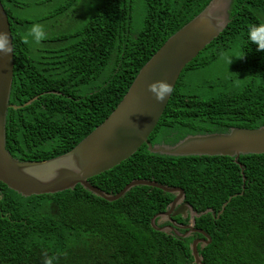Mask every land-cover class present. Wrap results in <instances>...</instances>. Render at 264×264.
Instances as JSON below:
<instances>
[{
  "label": "trees",
  "instance_id": "16d2710c",
  "mask_svg": "<svg viewBox=\"0 0 264 264\" xmlns=\"http://www.w3.org/2000/svg\"><path fill=\"white\" fill-rule=\"evenodd\" d=\"M209 1L37 0L54 4L30 21L11 10L18 2L1 0L14 47L9 103L20 105L7 109V150L31 161L72 149L111 113L165 40ZM229 17L182 70L148 136L152 144L264 125V51L249 39L254 25H264V0H232ZM34 23H45L46 33L36 44L26 39ZM231 49L246 53L232 66L237 84L225 77L229 86L210 81L199 92L200 85L182 79L185 70H202ZM135 178L181 187L196 212L213 209L215 215L195 220L211 238L198 245L204 264H264V153L240 154L236 161L228 155L171 156L150 152L143 143L88 180L114 194ZM172 196L138 185L108 201L77 184L25 197L0 181V264H44L46 257L53 264H195L191 237L151 225Z\"/></svg>",
  "mask_w": 264,
  "mask_h": 264
},
{
  "label": "water",
  "instance_id": "95a60500",
  "mask_svg": "<svg viewBox=\"0 0 264 264\" xmlns=\"http://www.w3.org/2000/svg\"><path fill=\"white\" fill-rule=\"evenodd\" d=\"M232 0H210L191 20L170 35L150 59L140 68L129 89L111 113L88 135L69 151L45 160L23 161L14 157L6 148V113L9 107L20 105L9 103L14 71V47L10 22L0 0V32L8 36L11 52L0 53V181L17 193L32 195L56 193L73 189L77 184L108 201L123 196L132 187L146 185L176 194L173 203L185 198L181 187L160 184L157 181L135 178L120 191L112 194L91 184L89 178L113 168L129 158L146 143L150 152L171 156L228 155L236 161L240 154L264 153V125L256 128L232 127L228 132L188 134L174 144L148 141V136L157 125L171 97L176 82L184 67L200 51L214 40L230 21L229 10ZM167 82L171 92L159 101L149 91V85ZM31 100L25 102L27 105ZM231 198V197H230ZM229 198V199H230ZM227 202H225L219 215ZM184 210L190 211V222L184 226V237L191 231L203 234L190 244L195 264H204L198 251L211 241L202 229L194 227L195 217L215 212L207 208L200 212L184 202ZM151 218V225L158 231L168 233Z\"/></svg>",
  "mask_w": 264,
  "mask_h": 264
},
{
  "label": "rangeland",
  "instance_id": "374dc122",
  "mask_svg": "<svg viewBox=\"0 0 264 264\" xmlns=\"http://www.w3.org/2000/svg\"><path fill=\"white\" fill-rule=\"evenodd\" d=\"M15 1L18 2V5L12 3L13 5H10L11 10H13L15 15L18 16L19 18H23V19L27 18V20H30V21L34 19L36 16H41L49 12V9H51L54 4L52 2H48L47 5L43 6V5H37L36 3L37 0H15ZM75 17H78V15L75 14L74 18ZM36 24H39V23L31 24V26L28 28L30 29L33 25H36ZM46 24L50 26L51 21H49ZM39 25H42L44 27L45 23L39 24ZM74 25H75V19L71 23H69L66 27L71 28ZM226 52H230L235 55H238V52L235 49H231ZM237 60L238 58H233V61L228 65L227 62L221 59V56H220L215 61L210 63L208 66L203 68L202 70L201 69L198 71H190V70L186 71L185 70L184 71L185 75L183 72L182 79L184 78V79H187L188 81H191V83H194V84L196 83L200 85L199 89L200 88L201 89L200 90L198 89L199 92H202L203 87L205 88L206 82L210 83V81H216V84H214V86L219 87V88L224 87L226 85L229 86V84L226 83L227 81H225V77L229 80H232L234 84H237V82L234 80V75L232 72V66Z\"/></svg>",
  "mask_w": 264,
  "mask_h": 264
},
{
  "label": "clouds",
  "instance_id": "9594fccd",
  "mask_svg": "<svg viewBox=\"0 0 264 264\" xmlns=\"http://www.w3.org/2000/svg\"><path fill=\"white\" fill-rule=\"evenodd\" d=\"M250 42L256 44L257 51H264V25H254L250 30ZM45 30L42 25H33L26 34V39L32 44L38 43L45 36ZM11 52L9 47L8 36L6 33L0 32V53L8 54ZM246 53L235 55L230 52L221 53V59L225 60L229 65L233 58L243 59ZM149 91L153 93L155 98L159 101L165 99L166 95L171 92V87L167 82H157L149 85ZM52 257H46L44 264H53Z\"/></svg>",
  "mask_w": 264,
  "mask_h": 264
},
{
  "label": "flooded vegetation",
  "instance_id": "af4514ba",
  "mask_svg": "<svg viewBox=\"0 0 264 264\" xmlns=\"http://www.w3.org/2000/svg\"><path fill=\"white\" fill-rule=\"evenodd\" d=\"M153 144H156V143H153ZM172 195H173L172 198L166 204L164 209L154 213V215L159 214L155 218L154 222L159 227H166L167 228L166 230L168 231V233L165 232L166 234H170L175 237L181 236L185 238L184 233L188 230L185 229L184 226L190 222V211L184 210V202L186 201L184 197L179 198L177 202L173 203L172 201L176 197V194H172ZM195 220H196V217H195ZM194 227L198 228L195 226V224H194ZM196 233H199V232L191 231L186 237H191L192 240L196 238H203V236H199Z\"/></svg>",
  "mask_w": 264,
  "mask_h": 264
}]
</instances>
